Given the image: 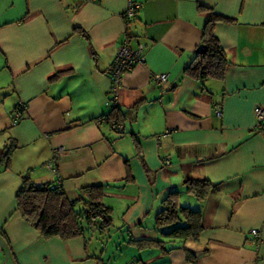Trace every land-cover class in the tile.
Segmentation results:
<instances>
[{
  "label": "crops",
  "instance_id": "0c3cea01",
  "mask_svg": "<svg viewBox=\"0 0 264 264\" xmlns=\"http://www.w3.org/2000/svg\"><path fill=\"white\" fill-rule=\"evenodd\" d=\"M129 3L138 9L128 19ZM213 14L230 19L213 28L224 75L193 79L184 68ZM125 38L132 49L142 45L144 60L123 74L112 110L109 70ZM156 72L169 74L162 89ZM257 106L264 107V0H0V264H264ZM23 175L41 185L58 179L76 209L85 207L82 189L99 187L111 225L43 237L16 209ZM185 179L213 188L199 201ZM173 190L180 206L200 214L197 240L165 236L183 218L155 226ZM141 239L171 250L139 247Z\"/></svg>",
  "mask_w": 264,
  "mask_h": 264
},
{
  "label": "trees",
  "instance_id": "16d2710c",
  "mask_svg": "<svg viewBox=\"0 0 264 264\" xmlns=\"http://www.w3.org/2000/svg\"><path fill=\"white\" fill-rule=\"evenodd\" d=\"M218 21L229 22L230 19L211 15L203 31L201 53L186 65L184 74L190 78H223L227 65V59L221 49L219 41L213 32L214 24ZM117 106H113L114 110ZM116 110V109H115ZM108 119H112L109 114ZM119 119H116V122ZM9 159L6 160V167ZM51 184H37L28 175L22 176V182L15 195L16 209L22 218L38 229L45 238L58 236L66 240L82 236L85 226L89 223L97 224L102 228L111 225L110 209L106 207L101 199L102 193L99 187H86L82 189L83 205L81 209L75 208V203L70 201L59 188L52 189ZM183 186L186 193L192 195L196 200H202L213 188L208 180L185 179ZM178 191H170L162 200V209L155 215V226L162 228L177 223L183 218V224L175 226L171 231L165 233L171 238H191L197 240L202 225L198 211L188 207H182L177 203ZM139 247H158L166 249L164 243L152 239H141L135 241ZM189 255H191L189 253ZM192 259V258H191Z\"/></svg>",
  "mask_w": 264,
  "mask_h": 264
},
{
  "label": "built area",
  "instance_id": "2783aa9c",
  "mask_svg": "<svg viewBox=\"0 0 264 264\" xmlns=\"http://www.w3.org/2000/svg\"><path fill=\"white\" fill-rule=\"evenodd\" d=\"M82 1H94V0H82ZM138 9V5L135 3H129L126 10V17L133 18ZM143 47L139 45L137 49H132L129 45V41L125 38L124 41L120 44L117 53L113 59L111 64L109 75L111 80L110 86V103L111 106L117 105V98L119 95V91L121 88L122 76L126 71L132 69L136 64L142 63L144 57L142 55ZM152 80L162 89L163 85L168 81L169 74L168 73H152ZM21 107L15 109L13 111L14 120H18L21 117ZM217 115H220V109L217 107L215 109ZM254 119H255V129L257 131H261L264 129V107L257 106L254 109ZM111 128L116 132H122L123 126L121 124H117L115 122H111ZM59 150V149H58ZM58 157V152L55 151L51 160L46 164V167L52 171L55 169L56 160ZM169 164L168 161L165 162ZM59 180L56 179L54 183L50 185L52 189L59 188ZM252 235L257 238H260L259 229H252L250 231ZM261 242V241H260Z\"/></svg>",
  "mask_w": 264,
  "mask_h": 264
},
{
  "label": "water",
  "instance_id": "95a60500",
  "mask_svg": "<svg viewBox=\"0 0 264 264\" xmlns=\"http://www.w3.org/2000/svg\"><path fill=\"white\" fill-rule=\"evenodd\" d=\"M203 48H204V45H199V47L197 48V50H196V52L197 53H201L202 52V50H203Z\"/></svg>",
  "mask_w": 264,
  "mask_h": 264
}]
</instances>
